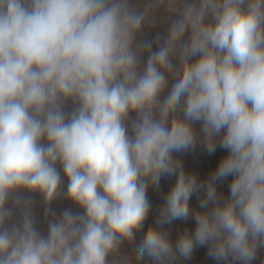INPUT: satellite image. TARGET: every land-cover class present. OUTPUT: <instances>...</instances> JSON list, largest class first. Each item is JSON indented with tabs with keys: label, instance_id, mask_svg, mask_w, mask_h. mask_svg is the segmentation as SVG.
I'll return each instance as SVG.
<instances>
[{
	"label": "clouds",
	"instance_id": "clouds-1",
	"mask_svg": "<svg viewBox=\"0 0 264 264\" xmlns=\"http://www.w3.org/2000/svg\"><path fill=\"white\" fill-rule=\"evenodd\" d=\"M165 4L163 39L139 38ZM196 123L209 154L217 140L228 153L205 182L173 156L195 147ZM57 163L83 213H53L44 236L25 207L7 227L19 190L57 197ZM162 175L176 182L157 224L193 215L195 230L173 245L150 226L136 261L207 246L217 264H252L264 247V0H0V264H131L120 249ZM229 176L225 198L216 182Z\"/></svg>",
	"mask_w": 264,
	"mask_h": 264
},
{
	"label": "rangeland",
	"instance_id": "rangeland-1",
	"mask_svg": "<svg viewBox=\"0 0 264 264\" xmlns=\"http://www.w3.org/2000/svg\"><path fill=\"white\" fill-rule=\"evenodd\" d=\"M146 2H150L155 6L156 0H130V3L139 10H142ZM153 21L151 25L146 24L142 30L141 37L145 40H154L157 35H160L161 39L166 35L167 29L171 23V20L175 17L167 11V6L161 5L154 7V12L150 17ZM155 44L153 48L155 50ZM146 61V56H145ZM171 81L169 84V88ZM163 98V97H162ZM75 105L72 101H68L64 105V111L70 113L74 109ZM194 130L197 134V143L194 148L189 149L186 152L173 153V156L178 159L184 171L188 174H194L197 180L205 182L208 180L210 175L217 169L220 161L228 154L227 150L222 149L219 146V140H217V148L214 153L209 154L203 143V134L201 132V124L196 123L193 125ZM42 143L46 144L44 140ZM58 172L61 176V185L58 191L57 197L52 201L50 205L45 203L44 197L39 192H28L26 190H19L12 198H10L7 207L11 209L12 215L6 222V226L11 228L12 225H19L22 221V213L25 207H27L32 214L35 222L36 229L44 236L48 232V224L53 219V213L55 218H59L65 209L71 210L73 213H83V209L69 200L66 196L68 180L63 173L62 166L57 163L56 165ZM233 177L229 176L222 181L216 182L217 192L223 197L229 196V186ZM176 182L175 175H162L158 186L149 184L146 192V197L150 203V209L143 229L136 233L135 241L133 244L125 242L120 249L122 256H127L131 260V264H152V261L145 257L141 261L135 260L134 247L138 245L148 230L151 227H159L162 231L169 233V239L175 245L176 240L184 232L189 234L194 233L195 230V219L193 215H190L186 220L179 219L174 220L170 224L158 225L157 220L159 218V212L161 207L165 203V197L174 186ZM204 193L193 194L190 198L189 205L190 209L195 211H204L200 208V199ZM19 199L20 203L17 204L15 201ZM211 206V205H210ZM50 209V210H48ZM207 246L200 247L196 246L190 258L185 259L177 254V258L172 264H217V261L210 258L207 254ZM111 259V258H110ZM235 264H240L239 261ZM252 264H264V247H260L257 251V255Z\"/></svg>",
	"mask_w": 264,
	"mask_h": 264
},
{
	"label": "bare ground",
	"instance_id": "bare-ground-1",
	"mask_svg": "<svg viewBox=\"0 0 264 264\" xmlns=\"http://www.w3.org/2000/svg\"><path fill=\"white\" fill-rule=\"evenodd\" d=\"M75 212H77V211H75ZM75 212H74V213H75Z\"/></svg>",
	"mask_w": 264,
	"mask_h": 264
}]
</instances>
